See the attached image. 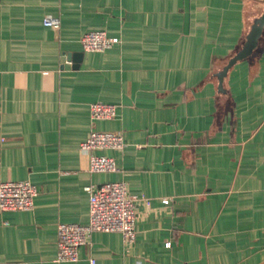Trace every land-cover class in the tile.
<instances>
[{
  "label": "crops",
  "instance_id": "1",
  "mask_svg": "<svg viewBox=\"0 0 264 264\" xmlns=\"http://www.w3.org/2000/svg\"><path fill=\"white\" fill-rule=\"evenodd\" d=\"M257 2L0 0V183L37 189L31 210L0 211V264L264 261V27L223 73ZM92 30L119 42L83 51ZM94 102L115 116L92 121ZM92 130L122 133L123 150L92 152L117 171L87 170ZM107 182L149 200L134 203V243L93 232L76 262H56L57 225L87 224L85 188Z\"/></svg>",
  "mask_w": 264,
  "mask_h": 264
},
{
  "label": "built area",
  "instance_id": "2",
  "mask_svg": "<svg viewBox=\"0 0 264 264\" xmlns=\"http://www.w3.org/2000/svg\"><path fill=\"white\" fill-rule=\"evenodd\" d=\"M43 25L55 27L58 20L45 17ZM117 37H108L105 32L92 30L85 32L80 39L83 51L101 52L117 44ZM92 121L109 120L115 114V106L102 102H94L89 106ZM125 147L121 132H102L92 130L86 139L80 143V150L87 155V170L89 172H115L116 161L112 157L95 155V150L121 151ZM88 192V222L85 225L76 223H60L57 225L56 262H76L78 248L87 243L93 232H117L126 245L135 241V201H142L146 206L149 200L144 196L137 198L126 192L124 182H107L99 185H89ZM37 194L36 187L27 180L5 181L0 183V211H27L33 206ZM162 203L170 200L164 198ZM169 245V243H167ZM94 261L90 260V264Z\"/></svg>",
  "mask_w": 264,
  "mask_h": 264
},
{
  "label": "water",
  "instance_id": "3",
  "mask_svg": "<svg viewBox=\"0 0 264 264\" xmlns=\"http://www.w3.org/2000/svg\"><path fill=\"white\" fill-rule=\"evenodd\" d=\"M264 25V13L260 18H255L250 26V30L246 35V41L244 42L242 49L238 51L228 62V64L224 67L223 73L235 62L246 58L250 55L252 50L256 47L257 39L261 33L262 27ZM82 54L77 52L72 54V61L76 63L80 61ZM264 264V261L259 263Z\"/></svg>",
  "mask_w": 264,
  "mask_h": 264
},
{
  "label": "rangeland",
  "instance_id": "4",
  "mask_svg": "<svg viewBox=\"0 0 264 264\" xmlns=\"http://www.w3.org/2000/svg\"><path fill=\"white\" fill-rule=\"evenodd\" d=\"M261 0H258V2H257V6L254 8L255 10H256V12L259 14V18L260 17H262L263 16V13H264V0H262V2H260ZM253 6H254V4H253ZM263 27H264V25H263ZM263 27H262V29H263ZM249 30H250V28H249ZM248 30V31H249ZM261 32H262V30H261ZM260 36H261V33H260V35H259V37H258V39H257V44H256V47H257V45H258V40H259V38H260ZM255 47V48H256ZM254 48V49H255ZM253 51V50H252ZM252 53V52H251ZM251 53H250V55H251ZM249 55V56H250ZM248 57V56H247Z\"/></svg>",
  "mask_w": 264,
  "mask_h": 264
}]
</instances>
